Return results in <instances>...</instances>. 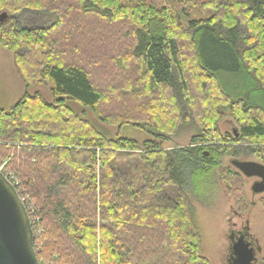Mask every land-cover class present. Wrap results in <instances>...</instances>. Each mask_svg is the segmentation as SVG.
Here are the masks:
<instances>
[{"label":"trees","instance_id":"1","mask_svg":"<svg viewBox=\"0 0 264 264\" xmlns=\"http://www.w3.org/2000/svg\"><path fill=\"white\" fill-rule=\"evenodd\" d=\"M28 9L57 19L24 27L17 15ZM74 17L130 27L113 56L130 77L100 88L58 35ZM0 47L52 97L37 90L0 106V164L17 178L40 264H212L192 198L219 179L244 209L243 174L223 159L264 164V0H0ZM69 101L149 137H110ZM226 114L238 135L219 128ZM186 127L188 145L163 146Z\"/></svg>","mask_w":264,"mask_h":264},{"label":"rangeland","instance_id":"2","mask_svg":"<svg viewBox=\"0 0 264 264\" xmlns=\"http://www.w3.org/2000/svg\"><path fill=\"white\" fill-rule=\"evenodd\" d=\"M194 15L196 17L199 16L197 13ZM56 19L57 14L54 12L30 9L24 10L17 15V20L22 26L27 28L46 27L55 22ZM71 20L70 22H65L64 30L58 32V35H66V44L69 47H74V49L71 48V52L75 57L78 56L83 65L93 71L94 80L99 84L100 88L104 89L109 85L115 84L118 81L116 80L118 77H130L128 75L130 71L124 72V70L120 69L113 58V56L115 57L119 54L118 50L124 44L132 42L130 27L117 22L108 23L99 18H89L88 21V18L74 17ZM94 57H97L96 60ZM100 61L102 63L99 65ZM130 64L131 67L128 68L132 70L135 62L132 61ZM228 81L230 83L238 82L234 77H229ZM37 90H40L48 99H52L49 85L27 86L25 79L15 64L13 53L4 47H0V106L9 110L26 92L35 93ZM120 92L122 93L123 91L121 90ZM126 100L130 110L136 101L127 98ZM124 101L125 98L121 95V98L113 103H118L121 106L124 105ZM68 104L76 112L85 115L98 129L110 137H115L118 134L139 140L149 137L147 132L137 129L134 125H128L123 128L112 126L100 121L90 109L71 101ZM109 110H114L113 105L109 106ZM218 126L223 133H233L238 130L237 122L230 114H226L218 122ZM192 128L180 129L170 139L163 142V146L165 148H175L188 145L195 133ZM239 158L258 161L254 156ZM230 160L231 157L226 156L223 159V165L235 169ZM5 168L7 169V167ZM243 180L246 192L244 209H242L243 206L242 208L239 206V202L236 201L235 196L229 191L227 183L219 179L213 189H206L202 192V196L200 195L202 199L192 198L203 237L201 253L212 264H231L233 243L242 232H246L245 234L253 241L258 264H264V205L262 204L264 192L255 193L252 190V185L256 181L255 177L243 175Z\"/></svg>","mask_w":264,"mask_h":264},{"label":"water","instance_id":"3","mask_svg":"<svg viewBox=\"0 0 264 264\" xmlns=\"http://www.w3.org/2000/svg\"><path fill=\"white\" fill-rule=\"evenodd\" d=\"M238 135V130H235ZM231 163L246 177H255V193L264 192V164L233 159ZM35 234L27 207L16 186L0 170V264H40L35 250ZM256 249L246 236L232 246L231 264H258Z\"/></svg>","mask_w":264,"mask_h":264},{"label":"built area","instance_id":"4","mask_svg":"<svg viewBox=\"0 0 264 264\" xmlns=\"http://www.w3.org/2000/svg\"><path fill=\"white\" fill-rule=\"evenodd\" d=\"M6 163L0 164V170L6 175V177L11 181V183H13L16 186V184L18 182L17 178L11 169L5 168Z\"/></svg>","mask_w":264,"mask_h":264},{"label":"flooded vegetation","instance_id":"5","mask_svg":"<svg viewBox=\"0 0 264 264\" xmlns=\"http://www.w3.org/2000/svg\"><path fill=\"white\" fill-rule=\"evenodd\" d=\"M245 233H246V232H242V233H240V234H239V236H241V235H244V236H246L247 240H248V241H250V242L252 243V245H253V241H252V240H250V239H249V236H248V235H246ZM239 236H238V237H239ZM238 237H237V238H238ZM253 246H254V245H253Z\"/></svg>","mask_w":264,"mask_h":264}]
</instances>
